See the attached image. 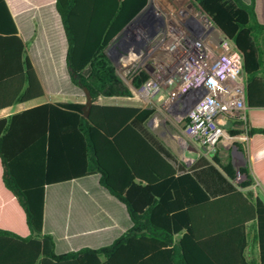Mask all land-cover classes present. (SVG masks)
Instances as JSON below:
<instances>
[{"label": "trees", "instance_id": "obj_1", "mask_svg": "<svg viewBox=\"0 0 264 264\" xmlns=\"http://www.w3.org/2000/svg\"><path fill=\"white\" fill-rule=\"evenodd\" d=\"M191 1L242 55L249 110L238 125L250 139L251 162L238 170L240 187L258 180L264 188V0ZM148 2L55 0L69 80L94 103L87 118L84 104L74 102L0 118V188L13 198L24 228V234L0 228V264H264V201L252 191L210 200L194 176L177 174L144 134L153 110L96 103L131 96L106 48ZM28 46L0 0V111L45 95ZM213 161L235 180L230 163ZM91 175L125 206L132 227L110 245L56 255L52 236L42 232L45 187ZM252 232L256 255L248 253Z\"/></svg>", "mask_w": 264, "mask_h": 264}, {"label": "crops", "instance_id": "obj_2", "mask_svg": "<svg viewBox=\"0 0 264 264\" xmlns=\"http://www.w3.org/2000/svg\"><path fill=\"white\" fill-rule=\"evenodd\" d=\"M243 1L249 3L250 0ZM5 2L16 24L18 36L24 43L29 42L28 55L43 85L45 95L41 103L34 100L0 111V118L43 103L85 104V94L83 98L68 100L65 99L67 97L52 95L61 92L62 86H65L63 91L66 92H76L78 89L71 84L68 77L65 64L67 41L61 19L55 9V0ZM96 103L153 110L151 118L142 125L144 134L176 169L177 174L191 173L210 200L236 191H252L254 197L258 196L264 201V188L258 181L249 189H241V182L229 178L213 161V156H216L222 163H230L236 174L240 167L250 165V139L244 133V126L238 125L242 124V121L219 117L220 129L228 132L240 130L241 133L230 135V141L218 143L210 149L183 136L184 114L164 109L158 96L147 106L130 101L127 97H100ZM21 222L22 217L13 198L0 188V228L24 234ZM131 227L132 222L125 206L99 185V175L80 177L45 187L42 232L52 236L56 255L82 248L97 249L110 245ZM254 236L255 233L252 232L248 253L256 255L258 244ZM174 239L177 241L179 236Z\"/></svg>", "mask_w": 264, "mask_h": 264}, {"label": "built area", "instance_id": "obj_3", "mask_svg": "<svg viewBox=\"0 0 264 264\" xmlns=\"http://www.w3.org/2000/svg\"><path fill=\"white\" fill-rule=\"evenodd\" d=\"M106 52L131 92L127 99L147 106L158 96L164 109L184 114L190 141L213 149L232 139L219 117L247 121L242 55L190 0H149ZM243 179L237 172L235 181Z\"/></svg>", "mask_w": 264, "mask_h": 264}, {"label": "rangeland", "instance_id": "obj_4", "mask_svg": "<svg viewBox=\"0 0 264 264\" xmlns=\"http://www.w3.org/2000/svg\"><path fill=\"white\" fill-rule=\"evenodd\" d=\"M172 2L171 0H165V2ZM174 2H181V1H184V0H173ZM63 90L65 89V86H62ZM61 90V92H57V93H53L52 95L56 96V97H67L65 99H72V98H77V97H81L83 98L84 96V92L80 89H76L77 91L76 92H66V91H63ZM44 100L43 99H38L36 100L37 103H41L43 102ZM28 105H31V104H28Z\"/></svg>", "mask_w": 264, "mask_h": 264}, {"label": "water", "instance_id": "obj_5", "mask_svg": "<svg viewBox=\"0 0 264 264\" xmlns=\"http://www.w3.org/2000/svg\"><path fill=\"white\" fill-rule=\"evenodd\" d=\"M191 1V0H190ZM191 5H193V2L191 1ZM83 92L85 94V97H86V102L84 104V107L82 109L83 111V116L85 118H87L89 116V111H90V108L92 106V104L94 103L93 102V99L89 93V91L87 89H83ZM253 175H254V172H253ZM255 176V175H254ZM256 178V177H255ZM257 180V179H256ZM258 181V180H257ZM260 184V183H259Z\"/></svg>", "mask_w": 264, "mask_h": 264}]
</instances>
